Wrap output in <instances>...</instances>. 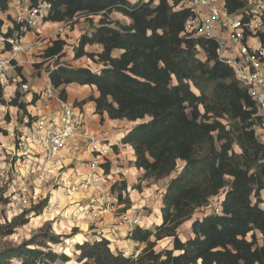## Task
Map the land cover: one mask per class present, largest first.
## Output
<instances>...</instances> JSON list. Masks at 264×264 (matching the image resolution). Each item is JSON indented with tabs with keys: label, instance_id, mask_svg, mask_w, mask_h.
<instances>
[{
	"label": "trees",
	"instance_id": "obj_1",
	"mask_svg": "<svg viewBox=\"0 0 264 264\" xmlns=\"http://www.w3.org/2000/svg\"><path fill=\"white\" fill-rule=\"evenodd\" d=\"M10 1L0 0L2 13L9 11ZM182 1L31 0V5H50L45 23L101 17L95 31L82 35L74 49L75 60L88 58L101 68L56 66L49 73L50 82L64 100L69 85L93 88L98 95L82 103L94 102L100 116L129 122L149 118L134 127L123 142L134 149L135 166L143 172L144 180L175 175L166 188L161 223L155 232L137 228L128 236L135 243L148 245L142 257L149 258L151 264H196L199 260L202 264H264V156L253 130L256 107L232 69L218 61L216 44L185 34L189 12ZM244 5V0H227L231 12ZM113 12L121 13L130 23L113 26L109 18ZM3 26L0 20V29ZM16 31L17 26L8 29L7 35ZM93 45H100L102 51L88 53L86 47ZM65 46L64 40H54L43 57L58 59ZM21 71L17 67L19 74ZM2 98L0 89V104H5ZM22 98L18 90L9 106L28 115L37 96L31 103L22 102ZM126 189L123 183L119 203H123ZM221 192L223 214L198 218L191 226L192 238L181 240L178 228ZM24 217L10 223L6 234L26 225L29 221ZM152 238L156 242L170 238L173 248L156 254ZM60 239L46 234V243L59 244ZM44 245L33 237L0 253V264H11L14 258L23 264L70 261L66 255L43 250ZM77 251L78 263L132 262L121 252L114 254L107 239L78 245Z\"/></svg>",
	"mask_w": 264,
	"mask_h": 264
},
{
	"label": "rangeland",
	"instance_id": "obj_2",
	"mask_svg": "<svg viewBox=\"0 0 264 264\" xmlns=\"http://www.w3.org/2000/svg\"><path fill=\"white\" fill-rule=\"evenodd\" d=\"M131 1L136 2L137 0ZM20 3L29 5L31 0H21ZM3 14L5 13L0 11V20L3 19L4 26L12 24V17L8 19ZM109 18L113 26H116V22L125 25L130 23L126 17L118 12H113L109 15ZM100 19V16L89 19L83 16L81 18L76 17L69 22H63L61 25L51 26L43 22L38 30L33 31L35 33L33 42L37 43V49L35 53L27 55L30 60H35L34 62L36 63L22 65L21 74L17 72V67L14 70L7 71V76L10 77V86L3 91L2 100H5V104H0V145L4 151V160L0 164V253L9 248L20 246L35 237V242L45 243L42 247L43 250H51L60 255H66L70 260L67 264H83L77 261L79 257L77 246L84 243L93 244L101 239H107L110 242L112 252L114 254L121 252L125 257L131 258L132 262L130 264H151L149 258L142 257L149 250L147 244L138 243V247H134L128 243H120L119 238L121 241H131L128 236L135 228L122 224L118 214L136 206L140 208L138 212L148 223L145 229L155 232L156 226L160 224L159 218L162 217L161 212L162 208H164L163 196H165L169 181L175 175L173 174L171 177L159 181L154 179L144 180L143 176H140L138 181L127 185L126 191L122 194L123 203H119L121 207L117 212L103 214L98 217L86 216L87 212L79 208L81 206L86 208L89 205L87 194L83 192L65 193L64 184L65 181L76 182L80 178L81 173H78V170L83 169L81 166L86 164L87 160H76L78 152H74L71 149H66L63 152L60 163L52 169H46L42 166L39 155L37 157L31 156L34 158L31 159L29 155L25 154L24 148L21 147V139L23 138L25 127L28 126L26 121L27 114H24L16 107L9 106L11 99L14 98L18 90L24 96L25 93H23L24 91L21 88L23 80H26L30 88L36 83L43 86L44 82L39 79L43 76L45 77V74L47 77L48 73L56 66L78 68L84 65L86 68L96 70V64L89 62L88 58L75 60L74 49L78 46L82 35L92 34L95 31ZM58 29H62V31L56 33ZM54 37L64 40L66 46L62 57L46 60L43 57V53L50 46L49 42ZM98 50L95 46L89 50L86 49L88 53L93 54H98ZM200 56L203 57L202 54ZM14 75L20 78H18L19 80L16 83L13 81ZM76 86L78 85L75 84ZM76 100L79 99L76 98ZM22 102H25L24 97ZM82 102L75 101L74 103L82 107ZM29 110L33 111L32 107ZM84 112L87 115L85 110ZM148 121L149 118H146L145 120L131 123L129 129ZM226 124L229 125L230 121L226 120ZM234 149L237 153L241 152L236 145H234ZM35 152L38 153V150ZM121 187L122 183H119L112 190L115 197H118L121 193ZM24 196L30 197L31 202L30 207L26 209L20 207L21 199ZM253 199L255 201V198ZM261 207L264 209V205ZM198 215L199 212L196 211L188 222L178 228L177 233L181 240L187 241L192 238L186 236L185 230L188 228L190 234H192L191 226L197 220ZM20 216H25L24 218L29 222L24 226L15 227L12 234H6V227ZM116 218L119 220H116ZM96 223L97 226L95 227ZM94 229L99 231L93 232L92 230ZM47 232L61 237V243H46ZM78 235H81L80 241L76 237ZM258 237L261 239V234H258ZM152 242H155L153 251L156 254L173 248L172 239L170 238H164L158 242L155 241V238H152ZM127 247L132 249V251ZM138 250L141 252L140 256L137 258L133 257V253ZM10 262L11 264H23L22 260L15 258L11 259ZM54 264H62V262L58 261ZM89 264L92 263L90 262Z\"/></svg>",
	"mask_w": 264,
	"mask_h": 264
},
{
	"label": "built area",
	"instance_id": "obj_3",
	"mask_svg": "<svg viewBox=\"0 0 264 264\" xmlns=\"http://www.w3.org/2000/svg\"><path fill=\"white\" fill-rule=\"evenodd\" d=\"M244 3L243 8L231 12L227 0H183L182 7L189 12L185 34L194 40L203 38L214 42L218 61L229 66L235 79L248 90L256 107L253 130L256 140L263 146L264 156V0H244ZM49 10L50 5L45 2L38 6L26 5L12 18V28L17 26L18 31L8 36V29L4 26L0 29V89L3 91L10 86L7 71L17 67L16 57L32 52L37 44L27 43L25 35L38 30ZM60 31L62 29L56 33ZM13 81L16 83L17 79ZM21 88L23 93L32 92L27 83H21ZM35 95L37 100L31 104L33 111L28 107V126L21 139L25 154L31 159L39 155L46 169L57 167L66 149L95 154L81 166L83 169L78 170L81 175L76 182L65 181V193L87 194L89 205L79 208L87 212L86 216L117 212L121 206L112 193L113 187L127 183L128 178L134 176L128 169L111 166L117 156V146L92 135L82 107L62 99L52 84L34 93L26 103H31ZM3 160L4 151L0 145V164ZM223 198V192L211 197L205 207L197 210L198 218L222 215ZM30 203V197L24 196L20 207L26 209ZM139 209L133 206L119 213L120 222L131 228L145 229L148 223ZM140 254L139 250L135 251L133 257ZM196 264L202 262L199 260Z\"/></svg>",
	"mask_w": 264,
	"mask_h": 264
},
{
	"label": "crops",
	"instance_id": "obj_4",
	"mask_svg": "<svg viewBox=\"0 0 264 264\" xmlns=\"http://www.w3.org/2000/svg\"><path fill=\"white\" fill-rule=\"evenodd\" d=\"M20 2H21V0H11L10 5H9V11L3 15H6V17L10 16L13 18L14 15L16 14V12L20 8L26 6V4H21ZM2 21H3V19H2ZM47 25L48 26L61 25V23L49 22ZM5 28H6V30L7 29H13L11 24L5 25L4 29ZM34 34L35 33H33V32L26 34L25 35V41L27 43H34L33 42V36H35ZM56 39H58V37L52 38L51 41H54ZM51 41L49 42V45L52 44ZM38 44H40V43H38ZM94 46L99 49L98 53H100L102 51V47L100 45L87 46L86 49L89 50ZM36 49H37V44H35L32 52H29L27 54L18 55L15 59L17 67L21 68V66L26 64V63L35 64L36 63V62H34L35 60H30L27 55L35 53ZM44 49H46V47H44ZM114 56L118 57L119 52H115ZM81 60H83V58ZM89 62H91V61H89ZM89 62H87V63L89 64ZM37 63H41V62H37ZM95 66H96L97 70L99 68H101L100 65H95ZM81 67H84V65ZM14 76H15V79H17V80L20 79L17 75H14ZM39 80L44 82L43 86L40 85L39 83H36V85L31 87V90L33 89L32 92L29 94L25 93L23 96L25 102H28L32 98L34 93L40 92L43 89H45L46 87H49L51 85L49 76L46 77V74H45V77L43 76ZM66 91L68 93L67 101H69L71 103H74L75 101L81 102V101L87 99L88 96H91V95H94L95 97L98 95L95 92V90L89 86L78 85L75 87V84L67 86ZM56 92L59 93L58 90H56ZM76 98H78L79 100H76ZM82 109L85 110L86 114H87L86 116H87L88 131L92 135H98L101 140H109L112 144L117 146L116 147L117 156L111 162V166L118 167L121 169L122 168L128 169L130 171V173L134 175V176L128 178V182L126 183L127 185H130L131 183L138 181L140 176H143V172L135 166L134 149L131 146L124 144V142H123L125 136L134 128V127H131L129 129V127H130L129 125L131 123H136V122H129L127 120H111V119H109V117L106 114L104 116H100V115L95 113V103L94 102H88V103L84 104L82 106ZM93 155H95V154H91L90 152H87L85 154H82L80 152V153H78L76 160H81V159L90 160V159H92ZM73 159H74V157H73ZM150 202H152V201L150 200ZM161 218H159V221L161 220ZM116 220H119V219L116 218ZM96 226H97V223H96L95 227ZM115 227H117V226H115ZM92 231L95 232V231H99V230L94 229ZM185 231H186V236L188 238L192 237V234H190V230H188V228ZM122 239H124V237H122ZM80 240L78 239V241H80ZM119 241H120V243L124 242V243H128L134 247H138V243H135L133 241H126V240L121 241L120 238H119ZM127 248H129V247H127ZM120 249H122V248H120ZM129 250L132 251V249H130V248H129Z\"/></svg>",
	"mask_w": 264,
	"mask_h": 264
},
{
	"label": "bare ground",
	"instance_id": "obj_5",
	"mask_svg": "<svg viewBox=\"0 0 264 264\" xmlns=\"http://www.w3.org/2000/svg\"><path fill=\"white\" fill-rule=\"evenodd\" d=\"M160 223H161V220H160ZM79 240L81 239V235H78L76 236Z\"/></svg>",
	"mask_w": 264,
	"mask_h": 264
}]
</instances>
